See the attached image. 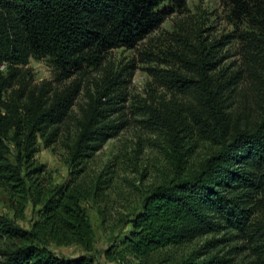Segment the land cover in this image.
I'll return each instance as SVG.
<instances>
[{
  "label": "trees",
  "instance_id": "trees-1",
  "mask_svg": "<svg viewBox=\"0 0 264 264\" xmlns=\"http://www.w3.org/2000/svg\"><path fill=\"white\" fill-rule=\"evenodd\" d=\"M225 1L259 115L241 123L228 109V94L242 73L215 74L225 41L200 39L170 51L180 65L163 72L165 84L190 93L192 101L149 107L148 122L173 147L172 174L145 193L124 221L127 231L106 251L114 249L122 264H227L213 253L227 241L243 243L227 254L247 248L249 264H264V220L253 217L264 208V0ZM185 6L186 0H0V189L15 219L23 218L29 203L36 214L28 229L0 214V264H94V235L83 204L102 202L109 179L88 164L124 123L113 118L121 109L123 79L108 74L89 95L74 132L64 135L68 176L53 184L35 154L39 142L48 148L62 136L80 83L30 86L29 59H47L57 80L85 74L99 68L110 50L133 48ZM197 139L216 149L190 169ZM221 233L188 250L201 237ZM51 245H75L82 253L61 257Z\"/></svg>",
  "mask_w": 264,
  "mask_h": 264
},
{
  "label": "rangeland",
  "instance_id": "rangeland-1",
  "mask_svg": "<svg viewBox=\"0 0 264 264\" xmlns=\"http://www.w3.org/2000/svg\"><path fill=\"white\" fill-rule=\"evenodd\" d=\"M228 7L225 0H186L182 11L168 15L162 24L133 48L119 47L110 50L101 66L89 68L85 74H74L63 80H57L55 72L47 59L30 58L26 66L27 82L39 85L48 81L52 87L61 89L73 81L80 83V91L69 111L67 123L62 125L60 139L45 148L39 142L35 158L43 163L51 173L53 184H62L68 176L65 163L66 151L63 147L64 135L75 130L76 120L87 104L90 94L97 88L108 74L123 79L124 95L119 102L120 116L124 121L116 136L108 139L94 154L88 164L91 172L103 173L108 178V189L105 199L99 204L84 203L86 214L90 220L94 249L89 255L94 264H122L114 260V249L106 251L115 243L118 236L127 231L124 225L129 214L137 209L145 193L152 187L168 181L171 176V159L173 147L166 135L157 126L148 122L149 107L159 106L168 100L186 105L192 101L190 93L180 92L163 78L164 71L178 69L180 63L174 59L170 51L183 48L185 42L212 44L218 40L225 41L218 48L219 65L215 70L224 77L241 72L236 85L228 94V109L234 118L241 123H250L259 115L258 98L249 76L243 72L241 44L235 35V27L227 19ZM230 35L226 40L224 36ZM183 73V70H179ZM218 75V74H217ZM119 115V116H118ZM188 158V166L194 169L216 148L206 141L195 140ZM190 145V144H188ZM0 214L15 219L10 209L7 195L0 189ZM253 217L264 220V208L257 210ZM36 218L35 209L29 203L23 218L15 219L17 225L28 229ZM221 234H207L190 245L197 247L213 237ZM240 241L222 243L213 253L225 256L227 264H249L253 257L247 248L239 253L227 254L231 246H240ZM3 244L0 241V248ZM50 248L61 257H75L82 253L75 245L55 246Z\"/></svg>",
  "mask_w": 264,
  "mask_h": 264
}]
</instances>
